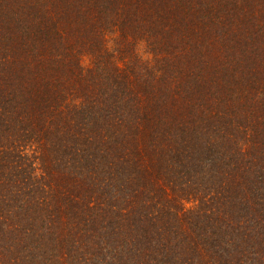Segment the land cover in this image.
<instances>
[{
	"label": "trees",
	"instance_id": "16d2710c",
	"mask_svg": "<svg viewBox=\"0 0 264 264\" xmlns=\"http://www.w3.org/2000/svg\"><path fill=\"white\" fill-rule=\"evenodd\" d=\"M0 264H264V0H0Z\"/></svg>",
	"mask_w": 264,
	"mask_h": 264
}]
</instances>
